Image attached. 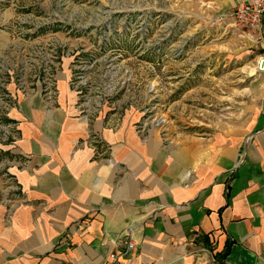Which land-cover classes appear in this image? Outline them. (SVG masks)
Masks as SVG:
<instances>
[{"label": "crops", "instance_id": "0c3cea01", "mask_svg": "<svg viewBox=\"0 0 264 264\" xmlns=\"http://www.w3.org/2000/svg\"><path fill=\"white\" fill-rule=\"evenodd\" d=\"M191 1L230 31L251 0ZM244 32L232 33L257 85L230 133L169 141L138 129V109L92 113L67 75L57 104L21 98L12 116L29 159L13 209L0 205V264L102 263L129 233L122 264H264V38Z\"/></svg>", "mask_w": 264, "mask_h": 264}, {"label": "rangeland", "instance_id": "374dc122", "mask_svg": "<svg viewBox=\"0 0 264 264\" xmlns=\"http://www.w3.org/2000/svg\"><path fill=\"white\" fill-rule=\"evenodd\" d=\"M220 24L191 0H0V110L14 94L13 118L21 98L38 94L18 91L21 75L36 88L30 76L54 62L58 93L48 102L38 94L48 104L58 103L59 76L67 75L92 113L119 107V120L138 109V129H157L169 141L233 132L257 85L254 54L234 38L245 33L240 27ZM1 145L11 158V141ZM5 186L0 176V205L10 211Z\"/></svg>", "mask_w": 264, "mask_h": 264}, {"label": "built area", "instance_id": "2783aa9c", "mask_svg": "<svg viewBox=\"0 0 264 264\" xmlns=\"http://www.w3.org/2000/svg\"><path fill=\"white\" fill-rule=\"evenodd\" d=\"M229 17L232 19V24L234 26L240 27L243 31L257 34L261 39L264 38V0L242 1L230 13ZM52 66H55L54 62L46 63L42 65L41 70L43 73H36L30 76L35 82L36 88H29L27 80L23 77V75H21L22 78L18 84V87L21 89L18 90L17 88V90L20 92L38 93L42 98L44 97L47 102L53 100L54 95L58 93V90L53 87L54 85L52 82L54 73ZM42 78L43 80L48 81V85L45 88L39 86V84H42ZM34 82H31L30 84L33 85ZM35 89H38L39 91H35ZM3 94L5 95L4 92ZM5 96L13 97L14 104L12 105L2 101L3 109L0 110V118L5 116H8L9 118V120L5 121L0 120V131L2 132V135L6 137L4 138L2 135L0 136V176L6 185L3 190L7 191L8 200L15 203V201L19 199L20 190L16 170L27 164L29 155L18 151V143L20 141L21 132L18 126V121L14 119V117L11 118V114H9V111L18 105V103L16 104L15 102L16 96L14 94L11 95V93L9 95L6 94ZM1 99L3 100V98ZM1 139L2 141H5V139L11 141V147L14 149V153L11 158H7L4 155V146L1 145ZM7 164H9L8 167ZM112 243L114 250L109 253L106 261L96 264H122V255L132 250L136 245L130 233L125 237L114 240Z\"/></svg>", "mask_w": 264, "mask_h": 264}, {"label": "water", "instance_id": "95a60500", "mask_svg": "<svg viewBox=\"0 0 264 264\" xmlns=\"http://www.w3.org/2000/svg\"><path fill=\"white\" fill-rule=\"evenodd\" d=\"M259 69H260V70H264V58H262V59L260 60V63H259Z\"/></svg>", "mask_w": 264, "mask_h": 264}]
</instances>
